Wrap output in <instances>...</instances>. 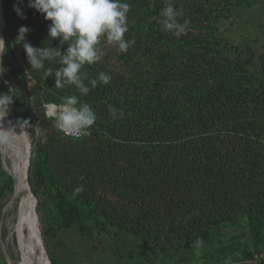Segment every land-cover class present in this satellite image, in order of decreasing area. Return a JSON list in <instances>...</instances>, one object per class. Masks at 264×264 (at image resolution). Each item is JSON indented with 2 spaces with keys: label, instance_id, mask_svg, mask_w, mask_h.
Listing matches in <instances>:
<instances>
[{
  "label": "trees",
  "instance_id": "obj_1",
  "mask_svg": "<svg viewBox=\"0 0 264 264\" xmlns=\"http://www.w3.org/2000/svg\"><path fill=\"white\" fill-rule=\"evenodd\" d=\"M256 1L121 0L130 5L129 47L122 52L101 37V53L118 61L102 54L85 65L81 78L89 92L82 94L75 85L55 87L57 61L31 70L16 42L21 26L30 29L25 42L34 47L66 51L68 43L49 38L51 22L27 0L26 19L15 11L18 0H3L8 48L0 93L14 99L6 110L31 134L30 183L38 195L40 179L59 226L76 224L97 238L111 237L110 227L126 230L162 256L181 240L185 249L207 245L233 258L241 234L229 230L247 225L256 251L264 249V74L249 69L245 51L218 34L234 8ZM169 4L180 13V36L163 27ZM46 69L52 76L45 80ZM71 96L78 98L75 107L87 104L95 115L81 137L67 135L46 111ZM2 179L7 197L12 181Z\"/></svg>",
  "mask_w": 264,
  "mask_h": 264
},
{
  "label": "rangeland",
  "instance_id": "obj_2",
  "mask_svg": "<svg viewBox=\"0 0 264 264\" xmlns=\"http://www.w3.org/2000/svg\"><path fill=\"white\" fill-rule=\"evenodd\" d=\"M218 34L220 37L228 39L231 44L238 45L240 50L245 51L243 54L247 55L250 61L249 69L258 75L264 74V0H257L254 6L246 4L242 7L234 8L230 17H225L220 21ZM101 42L104 44V41ZM106 43L112 48L117 46L107 42V40ZM17 48L21 53L22 50L19 45ZM234 52L231 51L227 54L234 56ZM102 54L109 57V63L116 64L118 61H115V56L106 51H103ZM105 60L107 61V59ZM48 105L47 114H49ZM4 156L5 154L0 147V186L3 184L2 178L12 181V189L9 190L7 197L6 194L0 192V206L5 203L3 209L7 205L10 191L13 190L14 186L11 168L6 156ZM34 184L38 192V195H36L38 204L39 201L42 204L39 216L45 248L50 259L54 258L60 264H248L245 262L247 257L242 252L248 250L255 252L258 250L253 243L252 234L247 225L236 230H229V227L225 228V231L229 230L230 235L241 234V237L244 238L243 241L248 244L246 248L245 243L244 247L240 245L239 253L233 258L220 257L221 254L219 255L218 251L207 245L197 246L189 250L185 249L182 247L181 240H176L178 245L173 249L175 251L169 255L152 254L151 250L154 248V244L146 242L142 237L134 236L126 230L117 232L113 227H110L112 238L109 235H107V238H97L94 234L89 235L82 232L76 224L70 227L59 226L52 216V211H50L53 206L52 199L40 184V179H36ZM31 188L33 190L32 185ZM3 209L0 212V264H8L5 244H9L8 248L12 254L14 253V257L18 258V256L15 254L13 245L6 241L9 228L7 227L8 220L7 217H4ZM25 226L27 227L26 224ZM4 229L7 230L5 232L6 235L2 233ZM13 236L16 239L14 234ZM15 245L18 246L17 241H15ZM28 246L27 244V249L30 252ZM17 252L21 257L20 249ZM41 264H45V262L41 260Z\"/></svg>",
  "mask_w": 264,
  "mask_h": 264
},
{
  "label": "clouds",
  "instance_id": "obj_3",
  "mask_svg": "<svg viewBox=\"0 0 264 264\" xmlns=\"http://www.w3.org/2000/svg\"><path fill=\"white\" fill-rule=\"evenodd\" d=\"M23 4L24 0H18L15 11L20 18L26 19L21 7ZM27 7L51 22L49 38H59L62 44L68 43L66 51L45 47L43 43L41 47H34L25 42L30 29L27 26L18 29L16 42L23 44L31 70L44 69L45 61H57L61 65L54 74L57 88L75 85L80 93L89 92V88L82 81L81 73L85 65H92L100 60L102 53L98 46L101 37L117 45L122 52L129 47V42L124 37L128 31L126 19L130 5L122 3L121 0H27ZM163 15L166 17L162 21L164 29L175 30V35L180 36L184 27L175 20L180 13L174 11L169 4ZM6 48V40L0 37V75L7 70L3 61ZM43 76L45 80L52 76V69L44 70ZM100 79L108 83L110 77L101 73ZM66 101L56 118L59 128L79 129L94 124L95 115L89 105H81L79 109L75 107L78 103L76 96L67 97ZM13 102L14 99L8 93H0V109L11 107Z\"/></svg>",
  "mask_w": 264,
  "mask_h": 264
},
{
  "label": "bare ground",
  "instance_id": "obj_4",
  "mask_svg": "<svg viewBox=\"0 0 264 264\" xmlns=\"http://www.w3.org/2000/svg\"><path fill=\"white\" fill-rule=\"evenodd\" d=\"M3 27V18L0 14V37H3ZM55 110L56 107L51 106L50 111L55 113ZM0 147L11 168L14 182L10 198L7 200L6 207H4V217H7V227L9 228L6 241L13 245L18 258L14 257V253L12 254L9 250V244H5L7 262L8 264H41V260H43L45 264H48L45 254L48 252H44L39 244L38 234L33 222L32 205L27 197L30 193L26 180L29 134L4 109H0ZM15 241H17L18 246L15 245ZM27 244L30 252L27 249ZM19 249L22 259L17 252Z\"/></svg>",
  "mask_w": 264,
  "mask_h": 264
},
{
  "label": "water",
  "instance_id": "obj_5",
  "mask_svg": "<svg viewBox=\"0 0 264 264\" xmlns=\"http://www.w3.org/2000/svg\"><path fill=\"white\" fill-rule=\"evenodd\" d=\"M4 3H3V0H0V14L2 15V18H3V26L5 25V17H4ZM3 38L5 39V34H4V30H3ZM8 112V111H7ZM9 113V112H8ZM10 114V113H9ZM10 116L12 118H14L11 114ZM14 120H16L14 118ZM17 121V120H16ZM19 123V122H18ZM20 124V123H19ZM21 125V124H20ZM22 126V125H21ZM23 127V126H22ZM24 128V127H23ZM25 129V128H24ZM26 132L29 134V158H28V169H27V185L29 187V196H27L29 198V201L31 202V205H32V213H33V222H34V225H35V229H36V232L38 234V238H39V244L40 246L42 247V249L45 251V242H44V238H43V232L41 230V223H40V216H39V211H38V200H37V197L35 195V193L33 192L32 188H31V183H30V179H29V175H30V166H31V158H32V143H33V140H32V137H31V134L30 132L25 129ZM7 181V180H6ZM8 183H10L9 181H7ZM4 210V209H3ZM3 214H4V211H3ZM41 251V249H40ZM46 254V257H47V260H48V264H51V259L48 255V253H45Z\"/></svg>",
  "mask_w": 264,
  "mask_h": 264
},
{
  "label": "built area",
  "instance_id": "obj_6",
  "mask_svg": "<svg viewBox=\"0 0 264 264\" xmlns=\"http://www.w3.org/2000/svg\"><path fill=\"white\" fill-rule=\"evenodd\" d=\"M49 108H48V112L50 115L52 116H55L57 117L58 114H59V111L61 110V107L64 106V105H57V104H49L48 105ZM51 106H55L56 107V112H52L50 111L51 110ZM58 110V112H57ZM63 131L67 134V135H70V136H73V137H81L83 135V130L82 128H66V129H63ZM245 262L247 263H257V264H264V249H261L259 251H255L253 253L252 256H249L245 259Z\"/></svg>",
  "mask_w": 264,
  "mask_h": 264
},
{
  "label": "crops",
  "instance_id": "obj_7",
  "mask_svg": "<svg viewBox=\"0 0 264 264\" xmlns=\"http://www.w3.org/2000/svg\"><path fill=\"white\" fill-rule=\"evenodd\" d=\"M243 228H244V226H243ZM244 231V230H243ZM240 244H241V247H244V243L246 244L245 245V248H246V246H248V244L245 242V241H243L244 240V238L243 237H241V235H240ZM253 240V239H252ZM248 264H255V263H248Z\"/></svg>",
  "mask_w": 264,
  "mask_h": 264
}]
</instances>
